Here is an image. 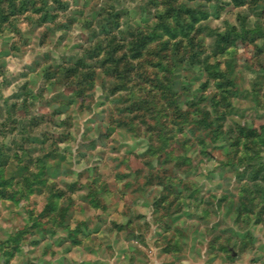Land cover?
Masks as SVG:
<instances>
[{
  "label": "rangeland",
  "instance_id": "rangeland-1",
  "mask_svg": "<svg viewBox=\"0 0 264 264\" xmlns=\"http://www.w3.org/2000/svg\"><path fill=\"white\" fill-rule=\"evenodd\" d=\"M0 264H264V0H0Z\"/></svg>",
  "mask_w": 264,
  "mask_h": 264
}]
</instances>
